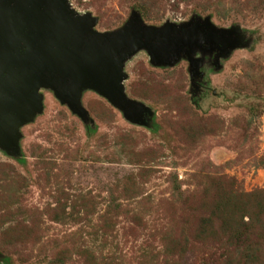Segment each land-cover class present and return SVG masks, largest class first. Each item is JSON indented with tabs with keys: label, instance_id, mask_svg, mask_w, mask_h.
Instances as JSON below:
<instances>
[{
	"label": "rangeland",
	"instance_id": "374dc122",
	"mask_svg": "<svg viewBox=\"0 0 264 264\" xmlns=\"http://www.w3.org/2000/svg\"><path fill=\"white\" fill-rule=\"evenodd\" d=\"M70 3L99 31L137 10L158 26L209 17L238 40L218 68L205 58L197 96L187 58L127 61L148 125L90 89L86 121L42 89L21 155L0 148V264H264V0Z\"/></svg>",
	"mask_w": 264,
	"mask_h": 264
},
{
	"label": "water",
	"instance_id": "95a60500",
	"mask_svg": "<svg viewBox=\"0 0 264 264\" xmlns=\"http://www.w3.org/2000/svg\"><path fill=\"white\" fill-rule=\"evenodd\" d=\"M99 19L80 13L70 0H0V148L21 153V128L44 109L49 89L86 121L84 90L105 97L133 123L148 125L150 108L128 96L126 62L146 51L154 66L187 58L192 85L204 76L206 55L218 59L237 42L234 30L218 28L209 17L181 23L147 24L137 10L123 26L96 29ZM199 50L202 56H196Z\"/></svg>",
	"mask_w": 264,
	"mask_h": 264
},
{
	"label": "trees",
	"instance_id": "16d2710c",
	"mask_svg": "<svg viewBox=\"0 0 264 264\" xmlns=\"http://www.w3.org/2000/svg\"><path fill=\"white\" fill-rule=\"evenodd\" d=\"M215 52H217V51H215ZM208 55H209V54L206 55V58H207ZM212 67L215 68V65L213 64ZM201 70H202V68H201ZM202 71L204 72V70H202ZM204 74H205V72H204ZM198 79H200V77L195 79V83H196L197 87L193 85V91L195 92V95H196V96H197V95L199 94V92H200V87H199V85H198ZM148 117H149V118L147 119V115H146V119L148 120V123H150L151 121H153V117H151V116H148ZM153 126H154V125H152V127H153ZM89 131H90V132L92 131V130L90 129V127H89ZM4 152L7 153L6 151H4ZM7 154H8V153H7ZM20 155H21V153H20ZM0 260H5V258H2V259H1V256H0Z\"/></svg>",
	"mask_w": 264,
	"mask_h": 264
},
{
	"label": "flooded vegetation",
	"instance_id": "af4514ba",
	"mask_svg": "<svg viewBox=\"0 0 264 264\" xmlns=\"http://www.w3.org/2000/svg\"><path fill=\"white\" fill-rule=\"evenodd\" d=\"M216 54H217V52H214L212 55H208L207 56V61H208V63H209V65L210 66H212L213 64H214V58H215V56H216ZM205 59V60H206ZM204 63H205V61H204ZM200 79H198V85H199V87H200V91H201V87H202V83H203V81H202V79L199 81ZM149 117H148V115H147V119H148Z\"/></svg>",
	"mask_w": 264,
	"mask_h": 264
}]
</instances>
